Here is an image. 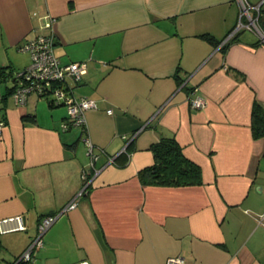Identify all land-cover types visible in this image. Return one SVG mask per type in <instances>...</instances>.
<instances>
[{
    "label": "crops",
    "instance_id": "1",
    "mask_svg": "<svg viewBox=\"0 0 264 264\" xmlns=\"http://www.w3.org/2000/svg\"><path fill=\"white\" fill-rule=\"evenodd\" d=\"M248 1L259 31L232 35L240 0H0V69L30 65L21 47L50 13L61 62L88 63L75 96L98 103L86 111L92 164L83 126L63 129L66 105L35 92L18 103L13 77L0 78V221L26 225H0V264L22 261L41 218L58 213L28 264H264V138L252 130L264 0ZM164 136L201 166L202 184L141 182Z\"/></svg>",
    "mask_w": 264,
    "mask_h": 264
},
{
    "label": "built area",
    "instance_id": "2",
    "mask_svg": "<svg viewBox=\"0 0 264 264\" xmlns=\"http://www.w3.org/2000/svg\"><path fill=\"white\" fill-rule=\"evenodd\" d=\"M240 2L242 5L240 20L232 35L242 29L259 31L258 19L252 17L251 9L260 10V6H255L248 0H240ZM45 19L46 22L42 26V32L37 38L26 42L21 47L23 51L30 53L31 63L25 70L14 75L17 78V82L13 95L18 103H24L27 101L29 95L35 92L40 97L48 99L53 105H66L68 117L64 121L63 129L66 130L72 125L83 126L85 133L83 138L88 146V154L91 157L92 164H95L98 156L95 153L94 144L88 133L86 111L98 109V103L95 99L89 97L78 99L73 92L74 84L80 83L88 72V63L86 61L67 64L61 62L55 49L56 18L49 13L45 16ZM191 104L193 107L200 109L206 105V102L201 97H198L192 100ZM109 113L112 114L113 111L109 110ZM4 124V122H0V135L2 134ZM89 175L90 173H84V180H86L85 188L65 210L74 209L77 206V199L83 195L85 189L90 184L88 182ZM60 214L48 215L41 218L38 224V234L24 252L21 258L23 261H31L35 249L43 245L44 233L56 222ZM10 222L16 224L12 229H26L23 216H17L0 221V225L4 231L7 230V223ZM182 263V257L174 256L170 257L166 264Z\"/></svg>",
    "mask_w": 264,
    "mask_h": 264
},
{
    "label": "trees",
    "instance_id": "3",
    "mask_svg": "<svg viewBox=\"0 0 264 264\" xmlns=\"http://www.w3.org/2000/svg\"><path fill=\"white\" fill-rule=\"evenodd\" d=\"M20 71H8L6 68L0 69V78L13 77ZM179 83L184 80L177 74ZM16 78V79H15ZM51 104H53L51 102ZM253 136L256 139L264 138V106L256 100L252 111ZM150 149L154 153V163L139 171V178L145 185L159 186H186L203 183V171L201 166L190 159L184 152L182 145L175 137L164 136L157 142H154ZM120 156L117 158L122 163L125 162ZM120 162V163H121ZM17 264H28L26 261H20Z\"/></svg>",
    "mask_w": 264,
    "mask_h": 264
},
{
    "label": "rangeland",
    "instance_id": "4",
    "mask_svg": "<svg viewBox=\"0 0 264 264\" xmlns=\"http://www.w3.org/2000/svg\"><path fill=\"white\" fill-rule=\"evenodd\" d=\"M27 59L29 58L28 55L25 56Z\"/></svg>",
    "mask_w": 264,
    "mask_h": 264
},
{
    "label": "flooded vegetation",
    "instance_id": "5",
    "mask_svg": "<svg viewBox=\"0 0 264 264\" xmlns=\"http://www.w3.org/2000/svg\"><path fill=\"white\" fill-rule=\"evenodd\" d=\"M258 19V18H257Z\"/></svg>",
    "mask_w": 264,
    "mask_h": 264
}]
</instances>
